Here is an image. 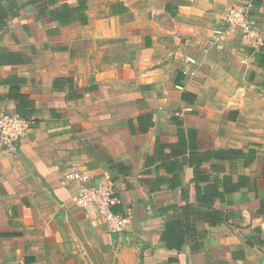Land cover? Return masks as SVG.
<instances>
[{"label":"crops","instance_id":"obj_1","mask_svg":"<svg viewBox=\"0 0 264 264\" xmlns=\"http://www.w3.org/2000/svg\"><path fill=\"white\" fill-rule=\"evenodd\" d=\"M246 5L261 33L213 43ZM0 264H264V0H0ZM109 175L106 229L64 171Z\"/></svg>","mask_w":264,"mask_h":264},{"label":"built area","instance_id":"obj_2","mask_svg":"<svg viewBox=\"0 0 264 264\" xmlns=\"http://www.w3.org/2000/svg\"><path fill=\"white\" fill-rule=\"evenodd\" d=\"M222 28L213 36V43L229 32L238 31L246 41L259 42L262 38L254 17L246 5L234 4L221 14ZM30 117L14 111H0V150L8 154L18 152L20 140L31 127ZM74 182L71 201L80 207L93 206L97 210L106 229L121 233L128 221L126 213H116L113 207L119 202L113 179L105 174L93 179L90 175L78 171L67 170L60 176V182ZM8 264H24L21 257Z\"/></svg>","mask_w":264,"mask_h":264},{"label":"rangeland","instance_id":"obj_3","mask_svg":"<svg viewBox=\"0 0 264 264\" xmlns=\"http://www.w3.org/2000/svg\"><path fill=\"white\" fill-rule=\"evenodd\" d=\"M207 264H226L225 262H223L222 260L215 258L212 261H208Z\"/></svg>","mask_w":264,"mask_h":264},{"label":"trees","instance_id":"obj_4","mask_svg":"<svg viewBox=\"0 0 264 264\" xmlns=\"http://www.w3.org/2000/svg\"><path fill=\"white\" fill-rule=\"evenodd\" d=\"M18 113H19V112H18ZM19 114L24 115V114H22V113H19Z\"/></svg>","mask_w":264,"mask_h":264}]
</instances>
